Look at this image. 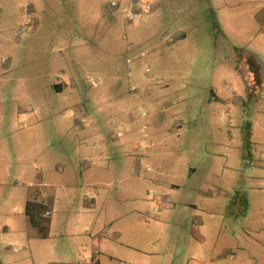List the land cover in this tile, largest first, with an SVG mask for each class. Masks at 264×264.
Wrapping results in <instances>:
<instances>
[{"label": "rangeland", "instance_id": "rangeland-1", "mask_svg": "<svg viewBox=\"0 0 264 264\" xmlns=\"http://www.w3.org/2000/svg\"><path fill=\"white\" fill-rule=\"evenodd\" d=\"M107 4L0 0V147L10 166L19 144L35 146L21 154L57 178L45 188L48 239L0 250L1 261L140 264L147 250L157 264L263 259L249 230L264 233L253 223L264 177L251 176L264 175L253 163L264 165V86L248 83L242 58L264 57L254 34L264 0ZM17 201L7 223L25 216L21 205L11 214ZM17 231L0 239L19 247Z\"/></svg>", "mask_w": 264, "mask_h": 264}, {"label": "crops", "instance_id": "crops-1", "mask_svg": "<svg viewBox=\"0 0 264 264\" xmlns=\"http://www.w3.org/2000/svg\"><path fill=\"white\" fill-rule=\"evenodd\" d=\"M27 10V9H26ZM261 12L259 13V28L256 33H254L262 43H264V7H262ZM28 11V16H31L32 14ZM243 73L247 78L248 83H253L256 85V89L260 90L264 86V57L260 54H257V52H254L253 50H248L243 53ZM255 77V78H254ZM61 89V88H60ZM35 144L37 146V143L35 141ZM20 150H22L21 153L28 155L34 147L28 146L27 148L23 144H19ZM20 153V151L18 152ZM18 154L16 157V164H12L9 166V158L8 153L3 150L2 146L0 147V158L7 160V162H4L3 160H0V230L1 233L3 232L6 234L5 236L8 238L13 232V227L17 228V236L20 240L19 244L20 246H6V241L0 239V250H3L5 253H16L20 251L18 248L26 250L27 247V239H29L31 236H36L44 239H48L50 233H51V202L54 200L53 193L51 191L46 192L45 188L48 186L53 185V181L56 180V176L47 177V179H44L43 175L44 173L41 171L40 164L37 160H34L32 162L26 161L24 158V155ZM39 157V156H38ZM253 163L257 164L258 166H264L260 164L261 157L253 159ZM137 169H139L137 165ZM134 167V174L138 172V170ZM33 170L36 171L35 176H33ZM146 170L149 171L150 167H146ZM251 176L255 179L263 178L264 175L259 171H255L251 174ZM13 182V183H12ZM9 183H12L14 186L18 187V190H13L9 188ZM9 189V190H8ZM259 192L264 195V188L259 187ZM148 193L151 195L153 194V191L149 189ZM15 200L19 204H13L11 206L12 215H16L18 207L24 206V215L21 217H18L11 221L9 224L6 220H4V216L6 214V210L8 207V200ZM19 205V206H18ZM230 214L234 212L231 208V206L228 207ZM238 212H241V208L238 205ZM155 211H157V208H154ZM258 212V211H257ZM264 212V205L260 206V215L257 219H253V223L256 225L259 223L256 227L262 228L264 230V216L261 214ZM121 215V214H120ZM127 222V221H126ZM9 225V226H8ZM249 236L250 240L253 242H256L258 245V248L260 251H263L262 255H264V233L263 235H254V232L251 230ZM151 234V233H150ZM198 239H203V236L199 233L197 234ZM134 242L140 243L142 240L140 238H132ZM144 239V237H143ZM224 240V239H223ZM92 253L94 255H97L98 253H101L97 247H95L94 244H92ZM106 246V245H105ZM133 247V245H132ZM153 253L151 250H147L144 254L146 257L145 259H140L143 263L140 264H157V262H153V260L149 259L150 254ZM26 253V252H25ZM229 253H233V251L227 252L226 256ZM24 254H21V256ZM46 255L51 257L50 259H56V254H54V250L50 249V251L47 249ZM152 255V254H151ZM136 257V256H135ZM220 254L218 252H215L211 257L210 261L211 263L215 264V261H220ZM153 258V257H152ZM1 259H4L3 257H0V264H4ZM50 260V261H51ZM252 260V259H251ZM87 263H92V260L87 258L85 260ZM263 259H258L255 257L253 261H251L249 264H263ZM198 264H205L203 259L198 260Z\"/></svg>", "mask_w": 264, "mask_h": 264}, {"label": "built area", "instance_id": "built-area-1", "mask_svg": "<svg viewBox=\"0 0 264 264\" xmlns=\"http://www.w3.org/2000/svg\"><path fill=\"white\" fill-rule=\"evenodd\" d=\"M108 2L111 7H115L118 4L119 0H108ZM137 17H138V12L131 11L127 18H129V20H133L136 19ZM91 83L95 85V81L93 79H91ZM227 256L229 259H234L233 253H229Z\"/></svg>", "mask_w": 264, "mask_h": 264}, {"label": "trees", "instance_id": "trees-1", "mask_svg": "<svg viewBox=\"0 0 264 264\" xmlns=\"http://www.w3.org/2000/svg\"><path fill=\"white\" fill-rule=\"evenodd\" d=\"M119 1H120V0H119ZM108 4H109V2H108ZM108 4H107V5H108ZM118 4H119V2H118ZM118 4H117V5H118ZM117 5H116V6H117ZM116 6H115V7H116ZM113 8H114V7H113ZM115 9L117 10V8H115ZM141 52L144 53V51L141 50V51H140V54H141ZM128 60H129V59H128ZM149 71H150V70H149ZM57 88L60 89L59 85H57Z\"/></svg>", "mask_w": 264, "mask_h": 264}]
</instances>
